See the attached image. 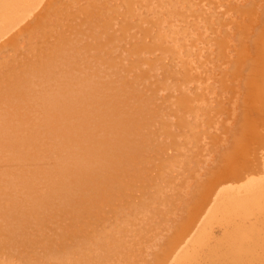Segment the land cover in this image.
I'll list each match as a JSON object with an SVG mask.
<instances>
[{
  "label": "bare ground",
  "instance_id": "obj_1",
  "mask_svg": "<svg viewBox=\"0 0 264 264\" xmlns=\"http://www.w3.org/2000/svg\"><path fill=\"white\" fill-rule=\"evenodd\" d=\"M0 264H264V0H0Z\"/></svg>",
  "mask_w": 264,
  "mask_h": 264
},
{
  "label": "rangeland",
  "instance_id": "obj_2",
  "mask_svg": "<svg viewBox=\"0 0 264 264\" xmlns=\"http://www.w3.org/2000/svg\"><path fill=\"white\" fill-rule=\"evenodd\" d=\"M257 4L259 5V3H257ZM257 4H256V2H255V5H257ZM222 6L224 7V5H222ZM260 38H261V37H260ZM259 47H260V45H259ZM20 49H22V48H20ZM149 166H150V168H152V164H150ZM147 176H149L148 173H147V175H146V178H147ZM151 182H152V181H149V184H152ZM131 187H132V188H136V186H131Z\"/></svg>",
  "mask_w": 264,
  "mask_h": 264
}]
</instances>
